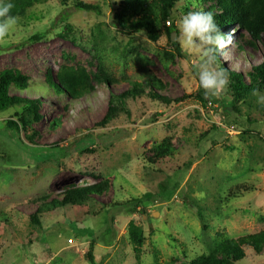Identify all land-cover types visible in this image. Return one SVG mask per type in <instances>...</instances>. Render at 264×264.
<instances>
[{"label":"rangeland","instance_id":"374dc122","mask_svg":"<svg viewBox=\"0 0 264 264\" xmlns=\"http://www.w3.org/2000/svg\"><path fill=\"white\" fill-rule=\"evenodd\" d=\"M82 1L99 12L51 0L0 38V75L13 71L30 82L12 95L40 102V119L20 124V133L8 123L19 124L26 106L0 112V264H92L89 253L94 264H190L210 253L218 233L238 239L263 231L264 105L252 92L239 101L230 86L206 96L202 49L182 47L167 33L154 43L124 32L113 18L120 1L115 11L112 0ZM176 9L166 26L179 31V19L200 5L180 0ZM226 34L216 66L250 83L248 74L264 62V34L258 41L238 27ZM62 67L89 72V96L45 92L47 74ZM150 80L163 84L158 93L168 101L145 93L121 103L134 83ZM111 104L120 111L103 126ZM161 144L175 153L151 161ZM104 182L102 195L45 207ZM132 224L144 234L141 247ZM238 264H264V252L247 249Z\"/></svg>","mask_w":264,"mask_h":264},{"label":"trees","instance_id":"16d2710c","mask_svg":"<svg viewBox=\"0 0 264 264\" xmlns=\"http://www.w3.org/2000/svg\"><path fill=\"white\" fill-rule=\"evenodd\" d=\"M51 0H11L13 8L10 14L17 20L26 17L27 13L34 6L47 3ZM63 7H73L78 11L99 12L98 6L89 4L82 0H56ZM117 1H120L121 10L116 12ZM180 0H112L113 18L118 27L131 35L144 34L150 41L157 43L167 33L172 41L171 35L178 33L174 26L167 27L166 23L178 17L179 10L176 6ZM214 5L208 6V4ZM200 5L198 11L210 12L215 21L221 27L226 37L229 28L238 27L242 31L248 32L256 41L260 40L264 34V0H196ZM38 35L33 40L41 38ZM248 44L254 46L253 42ZM218 53V49L217 52ZM171 59L174 56L169 54ZM167 67V65H166ZM229 77V86L234 92L235 97L240 101V97H247L254 89L264 90V62L254 66L248 74L250 83L244 79V75L235 71H225ZM101 73H105L101 70ZM105 81H110L109 77L103 75ZM47 90L53 91L59 96L67 95L71 100H79L90 95L93 90V83L89 72L85 68L62 67L57 75L52 72L47 74ZM13 87L27 90L30 88V82L27 78L15 74L13 71H7L0 75V112H4L16 106H26L25 113L21 116L18 123L9 122L8 128L12 132L20 133L21 125L26 129L32 119H40L37 109L40 107L38 100L23 99L12 95ZM163 84L156 80H150L146 85L134 83L133 89L127 92L126 96L120 97L121 103L125 99L137 95H148L153 101H168L158 93V88ZM161 89V88H160ZM125 95V94H124ZM119 105L111 104L102 125H107L119 113ZM21 124V125H20ZM173 147L165 144L153 148L151 161L165 160L173 156ZM109 189V183L104 182L77 188L72 190L71 195L65 197L63 202L54 200L45 205L47 211L57 208L74 205L81 200H88L93 195H102ZM33 221L37 222L35 218ZM134 242L141 247L144 240V234L137 226L131 225V232ZM247 249H252L256 254L261 255L264 252V230L258 234L247 235L238 239L230 238L224 233H218V242L212 248L210 253L202 255L190 264H238L247 257ZM136 253H140L136 249ZM88 259L94 264V257L88 254ZM139 257V256H138Z\"/></svg>","mask_w":264,"mask_h":264},{"label":"clouds","instance_id":"9594fccd","mask_svg":"<svg viewBox=\"0 0 264 264\" xmlns=\"http://www.w3.org/2000/svg\"><path fill=\"white\" fill-rule=\"evenodd\" d=\"M11 0H0V38L8 35L16 25L17 18L10 14ZM177 40L182 47L202 49L204 59L198 66L199 85L205 95L219 96L228 86V74L216 66L217 49H223L231 37H226L212 13L193 11L183 15L179 21ZM252 95L257 103L264 105V91L254 89Z\"/></svg>","mask_w":264,"mask_h":264},{"label":"water","instance_id":"95a60500","mask_svg":"<svg viewBox=\"0 0 264 264\" xmlns=\"http://www.w3.org/2000/svg\"><path fill=\"white\" fill-rule=\"evenodd\" d=\"M176 37H177V34L174 33V34L172 35V41H175V40H176Z\"/></svg>","mask_w":264,"mask_h":264}]
</instances>
